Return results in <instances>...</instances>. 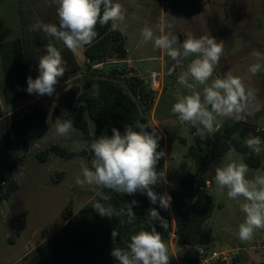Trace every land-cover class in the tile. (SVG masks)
<instances>
[{"label": "rangeland", "instance_id": "374dc122", "mask_svg": "<svg viewBox=\"0 0 264 264\" xmlns=\"http://www.w3.org/2000/svg\"><path fill=\"white\" fill-rule=\"evenodd\" d=\"M134 8V14L139 19H132L125 31L126 46L129 50L125 60H130L129 62L111 60L107 64L91 67L83 59V47L76 53L80 70L74 81L56 90L52 96L42 97L40 102L31 101L38 96L33 93L8 103L5 95L2 43L17 37L25 41L30 76L33 79L39 75L38 60L46 54V44L50 41L54 45L61 43L46 36L42 31L30 30V26L37 20L59 26L55 5L49 6L47 0H0V110L4 113L18 110L0 120V138L16 118L24 116L34 107L42 106L48 110L47 126L32 129L28 133L26 151L10 150L0 145V192L11 182H17L19 186L10 198L0 205V264H34L32 256L35 248L65 224L62 212L66 205L72 201L76 213L93 197L91 186L80 187L75 184V177L81 174V159L87 162L82 152L89 150L90 142L84 139L79 129L75 128L70 138L58 136L55 130L54 123L58 118L55 107L59 103L60 93L71 84H77L84 91L92 92L96 88V80L106 76L117 66L125 68V75L118 78L125 90L129 91L126 77L137 76L143 79L147 90L153 92L156 102L151 118L164 132V139L158 141L157 151L163 150L166 157L158 162L157 171H166L168 192L179 189L182 178L195 172L188 155L189 149L195 145L197 138L204 140L214 134L201 138L196 134L195 127L182 123L178 116L171 112L176 97L188 94V90L178 84L177 80L179 73L186 69L194 57L183 60L181 66L169 75V70L175 62L155 49L152 42L140 43V30L145 24L154 26L159 17L167 13V19L174 24L171 31L181 42L187 38L189 32L196 37L210 35L217 42L223 41L224 52L219 64L215 66L212 78H223L230 72L240 77L246 88L256 90L257 99L264 104V69L255 76L248 71L249 65L255 62L251 53L256 50L264 54V0H135ZM59 50L64 57L65 48ZM153 72L160 74V91L149 88L148 82ZM240 122L251 124L256 131H261L264 128V109ZM234 123L236 121L225 119L222 125ZM91 129L94 130L93 123ZM54 144L68 149L75 155L66 159L51 153L46 162H41L37 155ZM204 153L206 164L203 174L208 180L205 191L211 193L215 201L212 217L201 228L205 245L210 247L209 250L215 251L237 249L239 253L231 264L263 263L264 230H257L250 241H241L238 238V226L243 222L245 214L236 201L228 199L226 189L221 194L214 181L217 167L233 161L245 163L243 157L238 152L231 151L220 161L216 160L212 158L208 145H204ZM260 156L261 167H248L246 178L254 179L257 175H264V151ZM20 157L23 161L18 164L17 170L5 167L6 163ZM243 202L241 198L240 203ZM172 212L173 218L176 219V213L173 210ZM25 213V226L19 229L18 223ZM210 237L212 240L208 242L207 238ZM165 243L168 247L169 264H177L176 257L184 258V248L177 244L176 236H170ZM24 258H28L25 263L22 262ZM211 264L223 263L215 261Z\"/></svg>", "mask_w": 264, "mask_h": 264}, {"label": "clouds", "instance_id": "9594fccd", "mask_svg": "<svg viewBox=\"0 0 264 264\" xmlns=\"http://www.w3.org/2000/svg\"><path fill=\"white\" fill-rule=\"evenodd\" d=\"M47 3L56 6L59 26L37 20L30 30L42 31L74 54L97 38V24L104 26L111 23L113 30L121 32L128 28L127 9L118 0H47ZM167 16V13L162 14L154 26L145 24L140 30V43L152 42L155 49L175 62L169 75L181 66L183 60L194 57L186 69L179 73L177 80L188 90V94L178 95L171 107V112L182 123L195 127L196 134L203 138L217 132L225 119L244 121L264 109V104L257 99L256 90L246 88L240 77L229 72L223 78H212L224 52L223 41L217 42L210 35L196 37L189 32L181 42L171 31L174 24ZM131 19L139 17L133 14ZM45 52L38 60L39 75L35 79L31 76L27 78L26 91L29 94L52 96L59 78L69 70L61 51L51 41L46 44ZM251 56L255 62L249 65L248 71L255 76L264 69V54L254 50ZM69 115L65 110L55 120L56 134L60 137L70 138L75 131L72 119L65 118ZM149 128L151 131L147 130ZM111 131L110 137L102 135L91 143L94 156L90 166L81 159V174L75 177V184L80 187L91 186L95 196L103 201H108L110 196L100 189L123 195L139 192L146 194L151 204L158 203L160 208L168 210L171 196L167 192L159 194L154 191V186L168 183L166 171H157L158 162L166 157L163 150L157 151L158 141L162 138L157 127L136 122L135 126L126 125L123 133L115 127ZM244 144L256 155L264 151V141L260 136L249 133ZM248 171L246 163L233 161L217 167L214 176L221 194L226 189L228 199L236 201L245 214L238 226V238L244 242L252 240L257 230H264V175L248 179ZM241 198L243 203H240ZM135 204L137 201L133 200L126 211H117L111 204L94 201L92 208L101 217L127 216V223L132 224L137 219L132 207ZM147 221L150 230L141 229L131 235L127 249L113 248L111 256L118 264H169L168 247L154 224L158 221L160 227L167 230L168 221L154 207L148 209ZM118 235L113 230L112 240L115 241Z\"/></svg>", "mask_w": 264, "mask_h": 264}, {"label": "trees", "instance_id": "16d2710c", "mask_svg": "<svg viewBox=\"0 0 264 264\" xmlns=\"http://www.w3.org/2000/svg\"><path fill=\"white\" fill-rule=\"evenodd\" d=\"M97 38L91 45L84 46V56L93 65L107 64L111 60H125L128 56L126 39L120 30H113L111 23L101 26L97 24ZM26 43L20 38L4 42L1 45L3 66L5 74L6 101L13 102L26 95L27 78L30 76L26 56ZM66 57V56H65ZM67 73L74 74L80 67L74 56L69 53ZM125 75V68L117 66L106 76L97 79V93L89 94L81 91L80 87H70L60 98L55 107V114L61 117L67 110L72 119L74 128L79 129L85 140L91 143L102 135L111 136L115 127L121 133L126 125L135 126L136 122L150 123L147 114L154 104L153 92L147 90L143 79L137 76L125 78L129 91L125 90L118 78ZM3 116L0 110V118ZM94 130L91 129V124ZM48 124V111L42 106L34 107L30 112L20 118H16L0 138V145L10 150H25L28 148V133L32 129L45 128ZM152 125V124H151ZM153 126V125H152ZM138 131V129H135ZM151 131V129H147ZM251 133L260 136L264 141V128L256 131L254 126L248 123L236 122L224 124L211 138L196 139L194 146L189 149L195 167V172L182 178L179 189L170 191L172 198L168 210L159 207V204L150 203L146 194L137 192L134 195H123L109 189H100L105 195L110 196L108 201L100 200L95 196L85 204L78 212L73 210V202L70 201L62 212L65 224L61 229L46 237L33 252L34 264H113L117 262L111 256L114 247L127 249L130 237L139 230H150L148 224V209L156 208L160 215L168 221V228L164 230L159 222H154L156 230L162 234L163 240H168L171 233L176 231L177 244L184 248V259L188 264H197V249L205 244V237L201 236L202 226L212 217L215 209L214 197L205 191L208 180L204 177L206 156L204 145L211 148V156L221 160L230 149L238 152L249 168L258 169L262 165L260 154L256 155L244 144V139ZM51 153L66 159L75 154L68 149L54 144L41 151L37 158L46 162ZM82 155L90 166L94 153L84 150ZM23 158H18L6 163L5 167L17 170L18 164ZM17 182H11L4 191L0 192V205L8 200L18 189ZM154 191L165 193L164 183L154 186ZM133 200V212L136 220L132 224L127 223V216H114L112 218L101 217L93 208L92 203L99 201L111 204L117 211L127 210L128 204ZM176 213L173 223L172 212ZM121 221H124L121 223ZM26 223V213L18 223L22 229ZM115 230L119 235L115 241L111 233ZM28 258L23 259V263ZM22 264V263H19ZM261 264H264L261 263Z\"/></svg>", "mask_w": 264, "mask_h": 264}, {"label": "crops", "instance_id": "0c3cea01", "mask_svg": "<svg viewBox=\"0 0 264 264\" xmlns=\"http://www.w3.org/2000/svg\"><path fill=\"white\" fill-rule=\"evenodd\" d=\"M118 2H120L121 4H123L124 5V7L127 9V12H128V16H129V21H128V24H129V22H131V16L134 14V3H135V0H118ZM127 3H128V5H127ZM129 3H131L130 5H129ZM136 5V4H135ZM137 6V5H136ZM123 33V35L125 36V31L124 32H122ZM125 39H126V37H125ZM55 46L56 47H59V49H64L65 48V55H64V59L66 60V61H68L67 60V56H68V54L69 53H71L73 56H74V59H75V61H76V63L79 65V62H78V56H77V54L75 53H72L70 50H68L66 47H64L63 46V44L61 43V44H55ZM128 53H129V50H128ZM83 55H84V51H83ZM66 56V57H65ZM83 59H84V61L86 62V63H88L89 65H91V67H97L98 65H93L90 61H88V60H86V58H85V56L83 57ZM125 61H130V60H125ZM100 65V64H99ZM131 65V64H130ZM79 67H80V65H79ZM94 69H97V68H94ZM80 70V69H79ZM68 72V70L66 71V74L62 77V78H59V81H58V84L55 86V89L56 90H58V89H60V88H62L63 86H65L66 84H68L69 82H71V81H74L75 80V78L77 77V74L79 73V71H77L76 73H74V74H69V73H67ZM95 73H96V70H95ZM94 73V74H95ZM147 80V79H146ZM72 86H78V87H80L79 85H77V84H71L67 89H64L61 93H60V96L59 97H61L70 87H72ZM80 89H81V87H80ZM81 91H83V92H85V93H89V94H96L97 93V80H96V88L92 91V92H88V91H84L83 89H81ZM29 93H27L26 95H28ZM46 95H44V96H37L36 98H34L33 100H31V101H35V102H40L41 100H42V97H45ZM155 103L156 102H154V105H153V107H152V109L150 110V111H148L147 112V114H148V116H149V119L151 118V115H152V113L154 112V109H155ZM47 110V109H46ZM14 111H18L17 109L16 110H10V111H7V112H2V114H3V116L0 118V120H2V119H4L5 117H8V116H11V115H13V113H14ZM48 111V110H47ZM150 112V113H149ZM150 122H151V124L154 126V127H157V129H158V132H159V134L161 135V137L164 139V132H163V130L158 126V124L155 122V121H153L152 120V118L150 119ZM6 132V131H5ZM30 132V131H29ZM2 137V136H1ZM63 146H65L64 144H63ZM228 154V153H227ZM191 165H193V162H192V164ZM167 177V176H166ZM167 180H168V178H167ZM167 185H168V183L167 184H164V189H165V192H167L168 193V195H170V191L168 192V190H167ZM172 212V211H171ZM172 219H173V223L175 222V218H173V212H172ZM204 236V235H203ZM172 237H174V236H172ZM175 238V237H174ZM207 240H208V242H210L212 239H211V237L210 238H207ZM164 242H166V240H164ZM201 247H204V248H208V246L207 245H201ZM181 248H183V247H181ZM210 248V247H209ZM209 248H208V250H209ZM179 249H180V247H179ZM177 258L178 257H176V260H177ZM237 262V261H236ZM235 262V263H236Z\"/></svg>", "mask_w": 264, "mask_h": 264}, {"label": "built area", "instance_id": "2783aa9c", "mask_svg": "<svg viewBox=\"0 0 264 264\" xmlns=\"http://www.w3.org/2000/svg\"><path fill=\"white\" fill-rule=\"evenodd\" d=\"M128 71V69H127ZM159 73L153 72L150 75L149 88L153 91H160L161 90V83L159 81ZM171 236H176L177 233L174 230L171 233ZM264 247V244L263 246ZM239 251L237 249L231 250H224V251H215V250H208L204 247H198L197 249V264H211L212 262H220L223 264H231L234 258L238 255ZM177 264H188L184 258H177Z\"/></svg>", "mask_w": 264, "mask_h": 264}]
</instances>
